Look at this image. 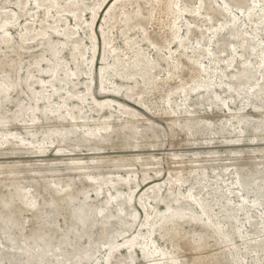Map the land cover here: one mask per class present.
Wrapping results in <instances>:
<instances>
[{
	"label": "rangeland",
	"instance_id": "obj_1",
	"mask_svg": "<svg viewBox=\"0 0 264 264\" xmlns=\"http://www.w3.org/2000/svg\"><path fill=\"white\" fill-rule=\"evenodd\" d=\"M0 264H264V0H0Z\"/></svg>",
	"mask_w": 264,
	"mask_h": 264
}]
</instances>
